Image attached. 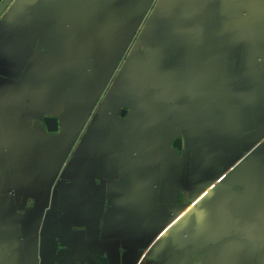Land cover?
I'll use <instances>...</instances> for the list:
<instances>
[{"label": "crops", "instance_id": "crops-1", "mask_svg": "<svg viewBox=\"0 0 264 264\" xmlns=\"http://www.w3.org/2000/svg\"><path fill=\"white\" fill-rule=\"evenodd\" d=\"M0 264H264V0H11Z\"/></svg>", "mask_w": 264, "mask_h": 264}, {"label": "water", "instance_id": "water-1", "mask_svg": "<svg viewBox=\"0 0 264 264\" xmlns=\"http://www.w3.org/2000/svg\"><path fill=\"white\" fill-rule=\"evenodd\" d=\"M11 2V0H3L0 4V14L4 11V9L8 6V4ZM5 112L8 113H16L14 109L11 107H5ZM43 123L48 127L51 128V130H55V119L53 118H44Z\"/></svg>", "mask_w": 264, "mask_h": 264}, {"label": "flooded vegetation", "instance_id": "flooded-vegetation-1", "mask_svg": "<svg viewBox=\"0 0 264 264\" xmlns=\"http://www.w3.org/2000/svg\"><path fill=\"white\" fill-rule=\"evenodd\" d=\"M15 112H16L15 114H17V110H15ZM33 124H34V126L38 125L37 121H35ZM55 127H56V121H55ZM49 130H51V128H49Z\"/></svg>", "mask_w": 264, "mask_h": 264}]
</instances>
